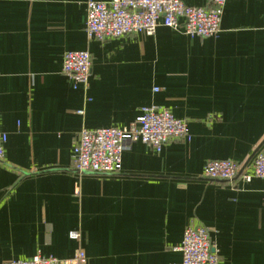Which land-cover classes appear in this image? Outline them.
<instances>
[{
	"label": "crops",
	"instance_id": "1",
	"mask_svg": "<svg viewBox=\"0 0 264 264\" xmlns=\"http://www.w3.org/2000/svg\"><path fill=\"white\" fill-rule=\"evenodd\" d=\"M86 1L0 0V264L80 252L81 264H181L187 226L207 229L219 264H264V179L202 175L207 160L264 152V0H228L215 36L159 25L105 40L87 39ZM76 50L91 55L85 86L61 69ZM149 106L189 138L131 143L118 174L75 172L82 128L123 127Z\"/></svg>",
	"mask_w": 264,
	"mask_h": 264
},
{
	"label": "built area",
	"instance_id": "2",
	"mask_svg": "<svg viewBox=\"0 0 264 264\" xmlns=\"http://www.w3.org/2000/svg\"><path fill=\"white\" fill-rule=\"evenodd\" d=\"M228 0H207V6H189L183 0H110L86 1L85 32L88 40H105L128 34L151 35L159 25L183 28L190 36L210 37L219 32L224 4ZM62 72L74 86L87 85L91 74V55L87 50L66 51ZM185 120L177 119L164 107L149 106L136 121L123 127L82 128L73 147L75 172L118 174L124 149L140 140L156 152L172 140L188 139ZM7 134L0 130V160L4 156ZM202 175L211 180L243 182L252 177L264 179V152L255 151L247 163L232 159H210ZM69 236L78 239L72 231ZM181 264H219L218 252L203 226H187L178 246ZM83 253L66 261L81 264ZM3 264H65L52 256L35 255L29 259H12Z\"/></svg>",
	"mask_w": 264,
	"mask_h": 264
},
{
	"label": "water",
	"instance_id": "3",
	"mask_svg": "<svg viewBox=\"0 0 264 264\" xmlns=\"http://www.w3.org/2000/svg\"><path fill=\"white\" fill-rule=\"evenodd\" d=\"M255 152V151H254ZM253 155V154H252Z\"/></svg>",
	"mask_w": 264,
	"mask_h": 264
}]
</instances>
